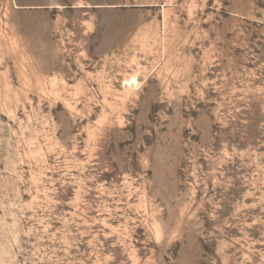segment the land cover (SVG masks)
Segmentation results:
<instances>
[{
    "label": "rangeland",
    "instance_id": "1",
    "mask_svg": "<svg viewBox=\"0 0 264 264\" xmlns=\"http://www.w3.org/2000/svg\"><path fill=\"white\" fill-rule=\"evenodd\" d=\"M0 264H264V0H0Z\"/></svg>",
    "mask_w": 264,
    "mask_h": 264
},
{
    "label": "bare ground",
    "instance_id": "2",
    "mask_svg": "<svg viewBox=\"0 0 264 264\" xmlns=\"http://www.w3.org/2000/svg\"><path fill=\"white\" fill-rule=\"evenodd\" d=\"M135 82H137L136 81V77H132V79L131 80H128L126 83L132 84V83H135Z\"/></svg>",
    "mask_w": 264,
    "mask_h": 264
}]
</instances>
